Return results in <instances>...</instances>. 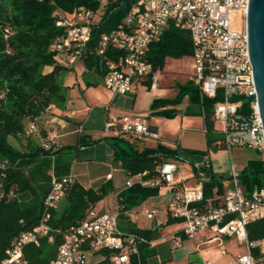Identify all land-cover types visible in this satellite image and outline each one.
Returning <instances> with one entry per match:
<instances>
[{"label": "trees", "instance_id": "1", "mask_svg": "<svg viewBox=\"0 0 264 264\" xmlns=\"http://www.w3.org/2000/svg\"><path fill=\"white\" fill-rule=\"evenodd\" d=\"M135 0H114L106 6L100 21L91 28V38L83 48L80 61L84 73L103 78L106 60H115L120 52L108 49L98 55L97 42L102 33L117 27L131 9ZM79 6L96 10L99 5L92 0H0V264H3L5 250L20 233L37 226L43 216V199L50 191L53 178L62 179L71 176V151L80 152L81 148L91 145L90 135L78 133L74 145L56 146L52 142L34 144L30 136L25 135V126L36 122L51 106L64 104L66 87L59 78L69 68L60 65L50 45L63 34V28L55 25L60 14H71ZM9 36L4 39V30ZM192 55V43L188 32L170 24L160 39L152 43L146 53V59L155 71L162 69L167 57ZM50 68L44 72L45 68ZM87 84H90V82ZM148 87L150 83H147ZM186 96L196 104V109L186 113L200 115L203 118L206 150L194 151L181 147H155L137 149L128 138L111 136L108 143L112 150L113 162L118 164L127 180L147 172L145 179L156 176V167L169 158L185 157L192 163H198L208 157L209 151L222 149L217 145L222 137L211 118L212 108L218 98L202 97L198 88L185 84L174 102ZM170 101L154 99L152 108H160L157 113L167 117L175 112L162 109ZM240 114L248 118L251 109L248 101H243ZM74 124L81 123L65 117ZM37 126V125H36ZM37 131V130H36ZM133 139V138H132ZM46 146V147H45ZM195 176H204L202 182L203 203L212 207L221 205L224 190L221 179H230V175L217 176L210 166L204 164L194 168ZM238 180L245 194H252L264 188V158L249 160L238 172ZM165 185L143 186L134 181L130 186L125 183L118 188L108 182L85 188L79 182L69 183L64 198L50 213L51 241L47 237L38 245H27L23 250L25 264H51L62 242V235L74 225L86 219L90 211L108 194L113 193L114 205L118 209V227L124 234L136 237L137 252L130 256L126 264H150L149 260L157 256L156 245L151 241L158 237L157 230L137 227L129 218L132 210L147 198L158 194ZM181 222L167 218L166 225ZM248 238L258 240L264 232V219L249 223L246 227ZM142 239V241H140ZM116 251L101 248L87 257L86 264H113L112 255Z\"/></svg>", "mask_w": 264, "mask_h": 264}, {"label": "built area", "instance_id": "2", "mask_svg": "<svg viewBox=\"0 0 264 264\" xmlns=\"http://www.w3.org/2000/svg\"><path fill=\"white\" fill-rule=\"evenodd\" d=\"M98 3L96 10L79 6L71 14H60L55 25L63 28V34L49 47L58 57L66 58L69 66L80 61L83 48L91 38V28L96 25L108 5L114 0H92ZM249 0H135L121 23L109 32L102 33L97 42V54L103 55L108 49L120 52L115 60H106L102 82L114 95L134 93L136 86L147 85L155 89L158 82L157 71L146 59L149 46L158 41L163 31L172 24L188 32L192 43V56L196 76L194 84L200 95L218 98L214 103L211 118L219 122L217 129L222 145L228 152L233 147H245L263 153L264 130L257 107V93L249 59L245 16ZM242 11L244 26L241 31L230 28L229 13ZM6 29L4 39L9 36ZM243 101H248L251 114L244 118L240 114ZM37 130L33 122L25 126V135ZM104 130L113 136L137 138L156 133L138 118L110 116L104 123ZM46 147V146H45ZM203 157L195 165L199 169L207 165ZM178 168L166 161L156 167V176L145 179L143 172L126 181L130 186L134 181L143 186H157L161 182L170 186L173 192L166 207L168 217L184 222L182 233L190 238L202 231H210L213 239L234 238L245 252L232 258L229 264H264V232L258 240H250L247 225L264 219V188L252 194H245L238 180V172L230 174L231 186L224 191L221 205L212 207L203 203V185L197 182L186 186L175 181ZM110 178V175L107 176ZM72 178H53L48 194L43 199L44 213L37 226L20 233L5 250L3 264H25L23 250L27 245H38L40 240L50 236L48 221L50 213L64 198ZM148 219H153L156 210L144 211ZM161 222L158 220L156 226ZM136 237L124 234L118 227V209L96 212L90 211L81 223L71 226L63 235L55 258L51 264H86L87 257L101 248L113 249V264H126L130 256L137 252ZM142 241V239H140ZM222 247V242L219 244ZM226 249H222L225 253Z\"/></svg>", "mask_w": 264, "mask_h": 264}, {"label": "rangeland", "instance_id": "3", "mask_svg": "<svg viewBox=\"0 0 264 264\" xmlns=\"http://www.w3.org/2000/svg\"><path fill=\"white\" fill-rule=\"evenodd\" d=\"M230 28L233 31H241L244 26L242 11L232 10L229 13ZM59 64L69 68L66 74L59 78V82L66 87L64 104L61 107L55 106V113H75L74 118L82 120L83 131L81 135L90 134L91 145L87 146V150L82 152L71 151L73 158L71 162V174L75 181L80 182L84 186L98 185L102 182H108L114 188L121 187L127 177L120 166L113 162L112 151L110 153V145L108 139L113 136L104 132V121L110 116L130 118H138L144 122L145 126L157 128L158 139H154L149 135H139L137 138H129V141L137 149L144 147H155L158 144L166 147L175 148L179 140L182 139V131L198 130L203 125V118L200 115L186 113V110L196 109V104L191 102L186 96L180 98L178 102H174L178 98L181 87L185 84L194 85L196 71L194 68V60L192 55H184L181 57H167L161 70L157 71L158 82L155 89H149L148 86H136L134 93H127L113 100L112 94L105 88L102 79L92 75L89 72L84 73V67L81 61L75 62L69 66L66 58L58 57ZM50 68H45L47 72ZM87 82L90 84H87ZM154 99H165L170 101L169 104L162 109H169L175 112L174 116L167 117L157 113L160 108H152L151 104ZM89 117V122L84 121ZM69 122V121H68ZM70 123V122H69ZM42 124V121H41ZM43 125V124H42ZM85 126V127H84ZM51 132H56L55 126ZM216 129H221L219 122L214 123ZM35 133V132H34ZM39 134L35 135L37 139ZM218 137L221 134L218 133ZM38 140V139H37ZM76 135L72 134L65 138L67 146L74 145ZM38 144V141H34ZM103 143L106 146V152L103 148L98 150L95 145ZM84 148V147H83ZM105 156V160H104ZM210 159H216L221 162V169H212L217 176L230 175L232 167L240 172L249 160L263 159V153L245 148L233 147L231 151H209ZM177 165L175 181L180 184L184 182L186 186H194L197 182L207 181L204 176H195L194 168L196 162L192 163L185 157L167 159ZM105 172H109L110 179H105ZM223 190H227L231 184L229 179H221ZM96 182V183H95ZM173 192L170 186L159 189L157 195L147 198L139 206L132 210V220L137 227L145 229H154L155 223L159 219L166 218L165 209L172 198ZM113 193L108 194L100 201L96 208V212L108 211L113 206ZM111 203V204H109ZM156 210L154 219H148L144 210ZM184 228V222H174L169 225L162 226L161 232L174 233ZM208 230L203 234H207ZM203 234H195L193 237L181 240V246L175 247L174 240L168 244H162L160 255L163 256L165 262L159 264H213L221 261L223 263L229 255L221 253V247L217 242H208L202 244L200 248H195L196 244ZM224 244L228 252L232 255L244 253L245 247L239 245L234 238H224ZM203 251V253H200ZM202 254V255H200ZM229 264V263H228Z\"/></svg>", "mask_w": 264, "mask_h": 264}, {"label": "crops", "instance_id": "4", "mask_svg": "<svg viewBox=\"0 0 264 264\" xmlns=\"http://www.w3.org/2000/svg\"><path fill=\"white\" fill-rule=\"evenodd\" d=\"M111 94L113 96V100H115L118 97V94L117 95H114L113 93H111ZM121 96H123V95H121ZM74 116H75V113L73 111H71L68 114L67 113L63 114L62 112L57 114V113H55V106L51 105L45 111V113H43V115L39 118V120L36 122L37 131H35V133H33L30 136V139L32 141L36 140L40 144H43L44 142H50V143L52 142L56 146L66 145L65 144V138L67 136L70 137V136H72V134H74L77 137L78 133L81 134L83 131V125L82 124L77 125V124H74L72 122L69 123L67 120H65V117H67L69 119H74L75 121L82 123L81 122L82 120H78V119L74 118ZM41 121H42L43 125L41 124ZM84 121H86V124H87L89 122V117H87ZM104 123H105V121H104ZM50 126H55L57 131L55 133L51 132L52 127H50ZM101 129L105 132L104 124H103V127ZM148 129L150 131L156 133V138H154V139H158L157 128L148 126ZM37 134L40 135V137L37 138L38 140L35 138V135L37 136ZM88 135H90V134H88ZM176 146L184 148V149L194 150V151H205L206 150V144H205V137H204V126L201 125V127L198 128V130H191L190 129L187 131H182V139L178 141ZM87 148H89V147L81 148V149H83L82 152H85L87 150ZM95 148L96 149L98 148V150H101V148H103L104 153L106 152V149H105L106 146L105 145L103 146V143L96 144ZM81 149H80V151H81ZM220 150H225V149L222 148V149H218L216 151H220ZM111 151L112 150L110 149V153H111ZM205 158L207 160L206 161L207 165L210 166L211 170L212 169H216V170L221 169V162L220 161H217L215 158L210 159L209 156L208 157L205 156ZM105 159L106 158L104 156V160ZM202 160H203V158L201 160H199L198 163H201ZM108 175H110L109 172H105L104 178L111 180L113 177L110 176V178H108L107 177ZM71 176H72V174H71ZM93 183L94 182H92V184L90 186H92ZM82 186H84V185H82ZM90 186H84V187L87 188ZM113 196H114V194H113ZM114 198H115V196H114ZM112 202H113V206L108 210H112L113 207L115 206L114 205V199ZM109 204H111V203H109ZM145 210H147V209H145ZM152 210H155V209H152ZM147 211H149V210H147ZM165 215H166V209H165ZM132 216H133V213L131 212L129 214V218L132 222H134L132 220L133 219ZM167 218H168V216L166 215L165 219H164V217L162 219H159V221L161 222V225L159 227H157L156 223H155L156 227L154 229L158 231V237L155 240L151 241L150 244H151V246L156 245L157 256H155L149 260L150 264H159V263H163L166 261V259L163 260V256L160 255V252H161L160 250H161L162 244H168V242H170L171 240H174L175 247H180L181 246V240L188 238L182 233V231H181L182 229L177 231V232H174V233L163 234L161 232V228L166 223ZM154 229H151V230H154ZM204 232H206V231H202V232H199L197 234H203ZM200 238H202V240H199V242L196 244L195 248H200L202 246V244L205 243V241H208V242H217L218 246H219L220 242H222L223 246L221 248L226 249L225 253H222V249H221V253L225 254V255L226 254L229 255L227 257V259H224L225 261L223 263H221V261H218L217 263L214 262L213 264H228V263H230V261L232 260L233 257L240 254V253H238L234 256L228 252V250L224 244V238H228V237H223L221 239H216V240L211 241V239H213L214 237H213V234L210 231H208V233L206 235L203 234L200 236ZM200 253H203V251H201ZM200 255H202V254H200Z\"/></svg>", "mask_w": 264, "mask_h": 264}, {"label": "water", "instance_id": "5", "mask_svg": "<svg viewBox=\"0 0 264 264\" xmlns=\"http://www.w3.org/2000/svg\"><path fill=\"white\" fill-rule=\"evenodd\" d=\"M245 31L257 93V107L264 130V0H249Z\"/></svg>", "mask_w": 264, "mask_h": 264}]
</instances>
